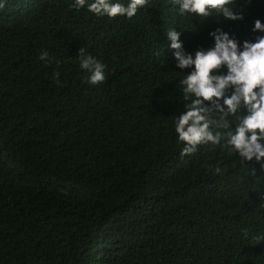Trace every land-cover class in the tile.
I'll return each mask as SVG.
<instances>
[{
    "label": "trees",
    "instance_id": "16d2710c",
    "mask_svg": "<svg viewBox=\"0 0 264 264\" xmlns=\"http://www.w3.org/2000/svg\"><path fill=\"white\" fill-rule=\"evenodd\" d=\"M74 2L0 0V264H264V162L242 164L224 140L181 158L191 69L167 36L194 54L222 28L242 47L264 35V0H233L236 21L181 16L173 0L132 19ZM81 48L104 82L86 83Z\"/></svg>",
    "mask_w": 264,
    "mask_h": 264
},
{
    "label": "clouds",
    "instance_id": "9594fccd",
    "mask_svg": "<svg viewBox=\"0 0 264 264\" xmlns=\"http://www.w3.org/2000/svg\"><path fill=\"white\" fill-rule=\"evenodd\" d=\"M179 5L181 16L195 14L201 18L212 12L222 14L227 20H243L242 12L229 5L233 0H173ZM149 0H129L125 6L119 0H75L71 8L87 10L97 16L132 19ZM6 3H0L3 9ZM253 32L264 33V23L255 21ZM170 49L179 69H191L178 81L183 94L185 111L175 120L174 127L179 142L183 144L181 158L196 153L200 146L220 145L224 140L229 153L237 154L242 164L255 160L264 162V35L255 42H240L229 33L217 28L210 33L214 46L198 49L194 54L185 51L175 29L167 32ZM39 58L49 61V53L41 51ZM80 68L87 73L86 83L98 85L105 80L106 65L87 54L84 48L79 53ZM226 67V74L223 69ZM60 73L54 79L60 84ZM246 114H243L245 113ZM234 118V119H230ZM236 123L235 129L232 128ZM264 166V165H262ZM222 169L217 166L215 174ZM255 175V169L251 170Z\"/></svg>",
    "mask_w": 264,
    "mask_h": 264
}]
</instances>
